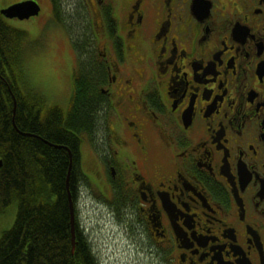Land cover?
Here are the masks:
<instances>
[{"label": "flooded vegetation", "instance_id": "flooded-vegetation-1", "mask_svg": "<svg viewBox=\"0 0 264 264\" xmlns=\"http://www.w3.org/2000/svg\"><path fill=\"white\" fill-rule=\"evenodd\" d=\"M62 2L100 70L83 205L134 264H264V0Z\"/></svg>", "mask_w": 264, "mask_h": 264}, {"label": "trees", "instance_id": "trees-1", "mask_svg": "<svg viewBox=\"0 0 264 264\" xmlns=\"http://www.w3.org/2000/svg\"><path fill=\"white\" fill-rule=\"evenodd\" d=\"M63 22L65 3L52 0ZM78 36V65L69 109L48 105L42 91L25 75L27 32L11 26L0 13V214L17 200L14 225L0 239V264H92L93 245L72 232L66 178L73 153L70 190L76 202L80 180L82 136L98 127L103 102L98 89L99 66L84 60L86 21L70 20ZM86 39V40H85ZM61 146V147H60Z\"/></svg>", "mask_w": 264, "mask_h": 264}, {"label": "rangeland", "instance_id": "rangeland-1", "mask_svg": "<svg viewBox=\"0 0 264 264\" xmlns=\"http://www.w3.org/2000/svg\"><path fill=\"white\" fill-rule=\"evenodd\" d=\"M22 0H0V9ZM42 11L38 16L20 20L8 19V23L27 32L24 46L26 48L25 75L29 84L42 91L50 105H58L65 112L74 86V69L78 63L77 53L72 46L69 30L54 16L50 0H39ZM86 145L85 137L82 147ZM86 156H89L86 151ZM81 204L80 217L86 226V238H89L94 254L100 259L98 264H134L130 261L129 250L124 244L127 239L113 225L110 217H104L101 208L95 202L85 199ZM18 202L14 200L0 214V239L16 220ZM143 253V252H141ZM141 264H151L146 255H140ZM133 258V257H132ZM95 259V258H94Z\"/></svg>", "mask_w": 264, "mask_h": 264}, {"label": "water", "instance_id": "water-1", "mask_svg": "<svg viewBox=\"0 0 264 264\" xmlns=\"http://www.w3.org/2000/svg\"><path fill=\"white\" fill-rule=\"evenodd\" d=\"M41 7L36 1L33 0H27L23 2H19L16 4H13L7 8H4L1 10L2 14H4L7 17H19L21 19L28 18L31 15H36L39 13ZM65 147V146H62ZM2 165V160L0 159V166ZM72 169V164H70L68 175H67V188H68V194H69V200H70V211H71V230H72V240H73V250L75 247V216H74V203L72 200V195L69 190V178L70 173Z\"/></svg>", "mask_w": 264, "mask_h": 264}, {"label": "bare ground", "instance_id": "bare-ground-1", "mask_svg": "<svg viewBox=\"0 0 264 264\" xmlns=\"http://www.w3.org/2000/svg\"><path fill=\"white\" fill-rule=\"evenodd\" d=\"M60 147H61V146H60ZM64 148H66V149L68 150L69 147H66V146H65ZM69 149H70V148H69ZM70 151H71V150H70ZM70 151L68 150L69 154L72 152V151H71V152H70ZM70 157H71V155H70Z\"/></svg>", "mask_w": 264, "mask_h": 264}]
</instances>
